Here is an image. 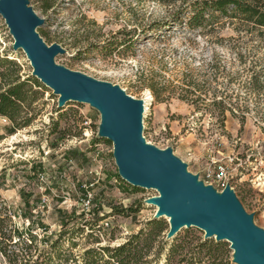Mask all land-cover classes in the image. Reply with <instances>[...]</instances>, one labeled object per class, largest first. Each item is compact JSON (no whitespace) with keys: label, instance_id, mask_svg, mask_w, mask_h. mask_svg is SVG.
Instances as JSON below:
<instances>
[{"label":"rangeland","instance_id":"1","mask_svg":"<svg viewBox=\"0 0 264 264\" xmlns=\"http://www.w3.org/2000/svg\"><path fill=\"white\" fill-rule=\"evenodd\" d=\"M49 3L54 6L45 9ZM182 4V0H30L45 18L38 28L41 36L67 50L56 56L58 64L118 84L144 100L147 143L173 148L200 179L206 180L205 168L214 161H227L230 185L247 212L254 214L255 224L264 229V38L226 17L206 26L189 25L186 14L174 22L173 16L187 5ZM132 29L137 30L134 38L128 34ZM13 44L0 16V57L16 64L2 65L0 71L32 79L36 91L22 114L34 117L29 126L12 132V121L0 116V207L25 236L30 231L37 236L47 257L51 241H58L53 253L59 251L62 257L70 251L79 256L90 247L124 243L155 217L158 207L147 199L158 191L135 188L117 176L113 143L98 138L100 112L75 101L59 107L58 95L32 75L26 54ZM61 131L68 136L53 148ZM69 150L84 153L86 161L69 159ZM33 164L41 168L35 171ZM96 172L102 178L92 187L94 200L87 211L81 200L84 184L94 181ZM26 195L30 209L25 207ZM132 205L140 207L135 216L113 210ZM196 236L206 239L205 231L197 227L182 228L168 239L153 264H166L167 253L178 243L184 247L172 264H234L229 242L217 262L207 256L199 261ZM21 246L0 243V264H28L22 256H13ZM62 259L55 263L65 264Z\"/></svg>","mask_w":264,"mask_h":264},{"label":"water","instance_id":"2","mask_svg":"<svg viewBox=\"0 0 264 264\" xmlns=\"http://www.w3.org/2000/svg\"><path fill=\"white\" fill-rule=\"evenodd\" d=\"M0 16L14 39L13 48L23 50L38 78L68 102L88 103L101 115L98 135L113 143L120 177L134 187L156 189L147 202L158 207L155 218H168L167 238L186 227L205 231V238L227 241L235 264H264V229L255 224L234 189L219 191L189 171L188 163L147 143L144 137V100L131 96L120 85L99 80L56 62L67 50L48 44L38 31L45 24L30 0H0Z\"/></svg>","mask_w":264,"mask_h":264},{"label":"trees","instance_id":"3","mask_svg":"<svg viewBox=\"0 0 264 264\" xmlns=\"http://www.w3.org/2000/svg\"><path fill=\"white\" fill-rule=\"evenodd\" d=\"M50 1V0H49ZM183 4H187L183 7L184 11L191 9V13L179 12L178 16H173L174 22H181L183 18L188 17V24L193 26H206L212 24L220 17H226L233 21L238 22L250 32H256L258 36L264 38V0H182ZM182 4V5H183ZM54 5L49 3L45 6V9H51ZM186 14V15H185ZM40 33V32H39ZM137 33L136 29H132L128 34L133 35ZM43 37V36H42ZM131 40V39H130ZM15 64L8 57H0V66ZM16 65V64H15ZM34 84L39 83L38 79H33ZM32 79L22 80L20 75L10 77L6 70L0 71V116L8 117L12 123V132H16L18 129L27 127L33 121V116H23L24 109L31 104V96L36 95V91L32 89L30 85ZM154 90V89H153ZM30 98V99H29ZM59 132V131H55ZM67 134L61 131V136L56 139V143L52 146L56 148L60 141L67 138ZM2 137H0L1 139ZM101 138V137H98ZM108 140V139H106ZM111 142L110 140H108ZM66 156L70 159H78L86 161V155L77 150H69ZM41 168V165H32V168L36 171ZM117 176L120 178L119 173ZM138 188V187H135ZM29 195L25 196L24 203L26 209H30ZM6 208L0 207V243H6L10 245H16L21 243L19 253L13 252V256H22V259H26L28 264H56V260L65 259L69 264V260L74 264H153V262L160 260L163 251L165 250V244L168 243L165 240L169 230V224L165 219L152 218L146 222L137 233L132 234L127 241L117 246H100L90 247L86 249L81 255H75L70 251L69 255L62 257V255L54 250L58 245V241H51V251H49V257H47L46 251L40 249L37 245V236L31 231L25 236L23 231H20L16 225L13 224L11 215ZM113 210L117 213L127 216H135L140 207L129 206L127 208L114 206ZM60 213V211H59ZM94 214H96L94 212ZM84 213L82 216L84 217ZM29 216H32L29 214ZM70 216L76 217L73 212ZM72 218V219H73ZM34 221H32L33 223ZM67 220L62 221L63 225L67 224ZM85 224H88L87 221ZM97 225V224H96ZM45 227L47 229L48 227ZM93 230V227L91 228ZM165 232H167L165 234ZM93 231L91 232V234ZM63 233L60 234L62 236ZM172 239V238H171ZM196 240L199 247V255L197 259L200 261L203 257L207 256L212 259L213 262H217L222 251L226 250L229 245L227 241H216L212 238L203 239L201 236H196ZM97 242H99L97 240ZM73 247H76V243H73ZM184 246L182 243L174 244L167 253L166 264H172V259L179 254L180 249ZM3 250V249H2ZM35 252V254H33ZM205 252V254H201ZM3 253L9 257L11 263L15 262L14 259L4 249ZM151 254L155 255L153 259L150 258ZM35 255V256H34ZM181 260H184L181 259ZM71 264V263H70ZM235 264V263H234Z\"/></svg>","mask_w":264,"mask_h":264},{"label":"built area","instance_id":"4","mask_svg":"<svg viewBox=\"0 0 264 264\" xmlns=\"http://www.w3.org/2000/svg\"><path fill=\"white\" fill-rule=\"evenodd\" d=\"M96 178L94 181L90 182L89 184H84L85 191H84V197L81 199L82 204L85 207V210L90 211L91 204L94 200V192H93V186L98 183L101 180V172H96ZM230 167L227 161H214L213 164L207 168H205V178L206 184H212L216 183V188L219 191L224 190L227 184H230ZM47 202V199H43L41 203L45 205ZM108 225V223H106Z\"/></svg>","mask_w":264,"mask_h":264},{"label":"bare ground","instance_id":"5","mask_svg":"<svg viewBox=\"0 0 264 264\" xmlns=\"http://www.w3.org/2000/svg\"><path fill=\"white\" fill-rule=\"evenodd\" d=\"M150 99V98H149ZM146 107V106H145Z\"/></svg>","mask_w":264,"mask_h":264}]
</instances>
